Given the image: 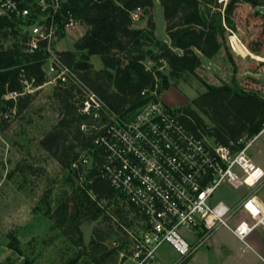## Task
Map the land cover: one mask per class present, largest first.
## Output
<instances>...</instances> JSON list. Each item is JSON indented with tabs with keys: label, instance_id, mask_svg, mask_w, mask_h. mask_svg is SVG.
I'll return each instance as SVG.
<instances>
[{
	"label": "trees",
	"instance_id": "obj_1",
	"mask_svg": "<svg viewBox=\"0 0 264 264\" xmlns=\"http://www.w3.org/2000/svg\"><path fill=\"white\" fill-rule=\"evenodd\" d=\"M159 1L164 9L167 39L155 34L154 0H69L63 8V12L69 11L86 31L74 42L73 49L56 53L70 74L94 91L103 103L100 117L95 118L93 113L82 111L83 89L69 75L68 81L57 79L53 94L61 104L62 117L41 139L42 146L74 179L82 178L52 212L54 225L62 228L78 246L84 245L80 228L83 219L94 220L102 214L107 215L105 207L118 195L109 181L98 174L97 165L102 157L101 149L93 143L96 132L84 131L81 124L106 121L113 114L122 120L130 119L149 99L142 91L156 90L161 95L171 86L172 80L185 73H194L202 65L203 57L213 58L224 48L227 29L223 26L236 30L233 17L239 3L264 7V0H228L225 5L223 1L206 0L210 9L204 13L202 0ZM138 7L148 15L146 27L134 25L131 13ZM211 9L216 11L211 13ZM66 23L67 19L62 17L61 35ZM10 37L12 43L5 45ZM23 37L19 22L0 16V128L12 113L22 112L34 96L25 92L24 79H34V86H42L49 80L44 70L47 54L25 50L21 44ZM256 42V46L249 48L242 43L257 54L260 42ZM94 54L100 56L102 68L96 69L91 62ZM148 60L151 65L147 64ZM206 87L192 100L195 107L177 108L187 127L199 129L215 143L233 150L243 146L236 144L241 136L251 138L264 129L261 91L239 89L228 83H207ZM83 155L92 158L89 167L83 162ZM76 161L77 166H73ZM48 211H52L50 203ZM112 211L121 215L118 208ZM94 235L100 238V231L95 229ZM95 236L91 244L97 242ZM10 237L9 246L16 249L19 240L12 233ZM108 252L118 254L115 250ZM77 261L78 256L65 264H78Z\"/></svg>",
	"mask_w": 264,
	"mask_h": 264
},
{
	"label": "built area",
	"instance_id": "obj_2",
	"mask_svg": "<svg viewBox=\"0 0 264 264\" xmlns=\"http://www.w3.org/2000/svg\"><path fill=\"white\" fill-rule=\"evenodd\" d=\"M68 1L0 0V16L19 22L24 49L43 51L46 61H52L51 70L60 69L48 80L50 83L59 78L68 81L70 73L56 53L61 18L67 19L65 27L80 25L69 11L63 12ZM143 13L141 7L132 11L133 21H139ZM69 78L85 93L82 111L99 118L103 103L98 95L74 75ZM23 82L25 92L40 87L33 85L34 79ZM142 93L149 99L130 119L122 120L113 114L106 121L81 124L84 131L96 132L93 143L101 149L102 157L97 171L116 189L114 200L125 201L141 218L136 219V229L129 230L114 215L124 231L112 241L120 263L131 258L135 264H155L163 243H168L180 257L189 258L219 226L229 228L244 243L256 229L264 231V202L256 194L246 195L232 208L212 202L217 188L224 183L235 188H255L262 182L264 169L247 152L250 138L241 136L236 144L243 146L237 150L215 143L199 129L187 127L182 112L166 105L156 90ZM82 157L89 167L92 158ZM105 209L113 217V212ZM198 227L207 233L191 243L184 231ZM123 234L125 237H121Z\"/></svg>",
	"mask_w": 264,
	"mask_h": 264
},
{
	"label": "rangeland",
	"instance_id": "obj_3",
	"mask_svg": "<svg viewBox=\"0 0 264 264\" xmlns=\"http://www.w3.org/2000/svg\"><path fill=\"white\" fill-rule=\"evenodd\" d=\"M221 1L225 5L228 0H219ZM201 2L202 11L206 13L210 8L206 5V0ZM211 10V13L216 11ZM152 12L157 29L155 34L161 39H167L164 9L159 0L154 3ZM147 17L144 12L142 18ZM233 18L236 30L232 31L225 25L227 32L224 48L213 59L203 57L202 65L194 73H185L172 80L171 86L162 93L163 96L160 95L166 105L175 109L185 105L195 107L192 100L207 89V83H228L239 89H257L264 92V60L238 54L230 41L232 33H236L248 48L256 46V41H259L260 50L257 54L264 53V7L241 2ZM141 19L134 21V25L142 23ZM85 31L84 25L65 27L56 49H73L74 42ZM12 41L13 38L10 37L5 45H10ZM147 64L151 65V62L148 60ZM51 65L52 61L44 64L50 80L60 70L55 67L51 70ZM70 75L69 73V77ZM54 87V81H47L34 88L31 92L34 96L27 107L22 112L12 113L6 118L4 127L0 128V264H65L77 256L78 264H135L131 258L119 263V255L108 252L115 250L112 241L124 232L118 221L129 230L136 229V219L141 221L137 211L125 201L120 203L116 198L111 205L106 206L110 211L120 209L121 215L112 211L113 217L102 214L94 220L89 217L83 219L80 225L83 246L76 245L62 228L54 225L53 210L82 181L74 179L41 144V139L62 117L61 104L53 94ZM249 141L251 143L248 154L256 162H260L264 158V129ZM225 187L227 186L217 188L218 194L224 198L232 194L235 197L242 196L244 191L231 186ZM257 193L263 195L264 187ZM47 203H50L52 211H48ZM95 229L100 231V238L94 235ZM11 233L19 240L16 249L9 246ZM206 233L203 228L199 238ZM263 234L256 229L250 233L247 241L252 243L256 239L263 243ZM94 236L97 242L91 244L90 240ZM194 242L196 241L191 243ZM257 251L238 240L226 226H219L182 263L180 261L184 257H180L168 243H163L157 250L155 264H264ZM103 255L106 257L103 258Z\"/></svg>",
	"mask_w": 264,
	"mask_h": 264
},
{
	"label": "crops",
	"instance_id": "obj_4",
	"mask_svg": "<svg viewBox=\"0 0 264 264\" xmlns=\"http://www.w3.org/2000/svg\"><path fill=\"white\" fill-rule=\"evenodd\" d=\"M156 2V0H154V3ZM142 18V17H141ZM143 22L142 23H138V24H135L136 27H146L147 25V18H142L141 19ZM98 56V57H97ZM100 56L97 55V54H94L91 56V62L93 63L94 67L96 69H99V68H102L103 66V63H100L99 59ZM215 58V57H213ZM212 58V59H213ZM101 60V58H100ZM97 61V62H95ZM102 61V60H101ZM163 96V94H162ZM161 96V98H162ZM253 158V156H251ZM254 159V158H253ZM255 161V160H254ZM260 162H256L258 165H260L263 169H264V158L262 160H259ZM222 186H227L225 188H228V186L230 187L231 185L227 184V183H224L222 185H220L218 188H221ZM262 186L264 187V182L260 183V185H257V187L255 188H250V187H241V188H236V189H243L244 191L241 193L242 196H239V197H235L233 194L232 195H229V196H226V198L220 196V194H218V189H217V192L215 193L213 199H212V202L213 203H216V202H222L223 204H225L226 206L228 207H234L236 206L240 200L245 197L246 195L250 194V193H254L258 196V198H260V200H262L264 202V194L263 195H260L259 193H257V191L259 189L262 188ZM233 187V186H231ZM235 188V187H234ZM203 230V227H198L196 230L194 231H187L185 230V235L187 236L188 240L190 242H193V241H196L199 237V234L201 233V231ZM260 232H263L264 231L262 229H259ZM256 231V230H255ZM214 232V231H213ZM212 232V234H213ZM254 232V231H253ZM211 234V235H212ZM250 235V234H249ZM248 235V236H249ZM264 235V234H263ZM239 240V239H238ZM244 243V242H243ZM264 243V242H263ZM262 242H260L259 240L257 241L256 239L254 240V242L252 243H249L248 241L245 243V245L249 246V247H253V249H255L256 251L257 250H263V252H258L257 253L259 254V256H261L262 259H264V244ZM116 255V254H115ZM118 255V254H117ZM116 255V256H117ZM120 263V261H119Z\"/></svg>",
	"mask_w": 264,
	"mask_h": 264
},
{
	"label": "bare ground",
	"instance_id": "obj_5",
	"mask_svg": "<svg viewBox=\"0 0 264 264\" xmlns=\"http://www.w3.org/2000/svg\"><path fill=\"white\" fill-rule=\"evenodd\" d=\"M157 30V29H156ZM230 41L232 44L233 49L240 55L242 56H247V55H251L253 58H256L258 60H264V56L263 55H258L255 53H252L243 43L242 41L239 39V37L236 34H231L230 35ZM244 215V214H242ZM243 217V216H241Z\"/></svg>",
	"mask_w": 264,
	"mask_h": 264
},
{
	"label": "water",
	"instance_id": "obj_6",
	"mask_svg": "<svg viewBox=\"0 0 264 264\" xmlns=\"http://www.w3.org/2000/svg\"><path fill=\"white\" fill-rule=\"evenodd\" d=\"M223 28H226V26L224 25Z\"/></svg>",
	"mask_w": 264,
	"mask_h": 264
}]
</instances>
